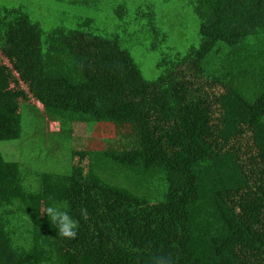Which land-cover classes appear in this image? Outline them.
<instances>
[{
	"label": "trees",
	"instance_id": "16d2710c",
	"mask_svg": "<svg viewBox=\"0 0 264 264\" xmlns=\"http://www.w3.org/2000/svg\"><path fill=\"white\" fill-rule=\"evenodd\" d=\"M183 1L198 43L162 57L153 81L118 35L44 33L0 7V143L21 139L23 108L70 143L67 174L0 151V264H264V0ZM114 15L153 50L166 39L153 3ZM53 200L75 239L41 213Z\"/></svg>",
	"mask_w": 264,
	"mask_h": 264
},
{
	"label": "rangeland",
	"instance_id": "374dc122",
	"mask_svg": "<svg viewBox=\"0 0 264 264\" xmlns=\"http://www.w3.org/2000/svg\"><path fill=\"white\" fill-rule=\"evenodd\" d=\"M148 2L153 3L157 28L166 36L156 50L152 49L156 41L149 35L135 28L122 33L121 21L114 15L115 7L120 4L127 6L133 13L136 6ZM0 7L22 8L33 22L40 25L44 33L65 27L105 37L118 35L122 48L130 53L147 81L158 77L156 67L162 57L184 54L199 39L198 20L192 7L183 0H0ZM87 21L88 25L85 24ZM22 128L20 140L0 143V151L6 161L19 162L22 170L30 173L69 172L70 143L62 141L58 135L54 136L40 113L23 108ZM50 128L55 129L51 125ZM97 134L103 135L99 131ZM96 138L99 139L98 136ZM86 145V125H74L71 148L84 149Z\"/></svg>",
	"mask_w": 264,
	"mask_h": 264
},
{
	"label": "clouds",
	"instance_id": "9594fccd",
	"mask_svg": "<svg viewBox=\"0 0 264 264\" xmlns=\"http://www.w3.org/2000/svg\"><path fill=\"white\" fill-rule=\"evenodd\" d=\"M36 191L35 188L32 189ZM82 216L87 215L86 209L80 210ZM44 213L51 225L56 229V232L61 238L72 240L75 239L78 234L79 222L70 213L69 207L66 203H60L58 201H51L46 205L42 212Z\"/></svg>",
	"mask_w": 264,
	"mask_h": 264
}]
</instances>
